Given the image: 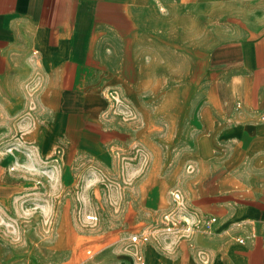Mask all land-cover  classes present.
<instances>
[{
	"label": "crops",
	"instance_id": "1",
	"mask_svg": "<svg viewBox=\"0 0 264 264\" xmlns=\"http://www.w3.org/2000/svg\"><path fill=\"white\" fill-rule=\"evenodd\" d=\"M7 204L45 264H264V0H0Z\"/></svg>",
	"mask_w": 264,
	"mask_h": 264
},
{
	"label": "rangeland",
	"instance_id": "2",
	"mask_svg": "<svg viewBox=\"0 0 264 264\" xmlns=\"http://www.w3.org/2000/svg\"><path fill=\"white\" fill-rule=\"evenodd\" d=\"M41 192L45 197L54 195L50 189ZM48 213L46 204L0 206V264H45L41 261L48 255L47 250L40 252L44 248L37 249L32 244V240L42 238L32 235L34 230L48 224Z\"/></svg>",
	"mask_w": 264,
	"mask_h": 264
},
{
	"label": "built area",
	"instance_id": "3",
	"mask_svg": "<svg viewBox=\"0 0 264 264\" xmlns=\"http://www.w3.org/2000/svg\"><path fill=\"white\" fill-rule=\"evenodd\" d=\"M175 200L178 202V205H181V196L178 193L172 194ZM215 218L208 220L207 222H214ZM164 222L166 224V231L167 232H175V231H191L192 230V223L188 218H181L174 214H166L164 216ZM135 241L136 238H133Z\"/></svg>",
	"mask_w": 264,
	"mask_h": 264
}]
</instances>
